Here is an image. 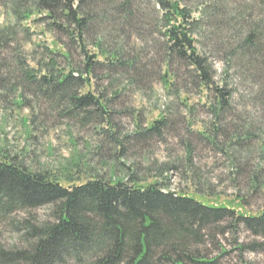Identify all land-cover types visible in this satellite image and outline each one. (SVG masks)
<instances>
[{
  "label": "trees",
  "instance_id": "16d2710c",
  "mask_svg": "<svg viewBox=\"0 0 264 264\" xmlns=\"http://www.w3.org/2000/svg\"><path fill=\"white\" fill-rule=\"evenodd\" d=\"M144 1L0 0V8L14 18V24L0 25V100L10 95L21 105L27 92L47 100L59 117L83 124L91 119L105 122L109 137L119 142L112 131L109 104L96 93L92 78L100 66H106L108 78L113 72L141 74L140 53L128 51L126 43L131 38L141 43L156 33L167 54L161 74L165 87L170 57H176L188 66L199 88L214 90L212 110L219 116L229 106L232 92L212 85V65L196 50L193 34L211 4L218 11V3L225 0H192L199 7L197 17L188 0H152L149 22ZM34 13L38 15L34 22L46 20L54 36H66L69 42L62 53L57 49L60 38L55 37V49L44 47L47 60L32 66L18 42V29ZM260 39L257 30L250 31L230 58L236 53L249 58L262 54ZM74 45L84 54L82 67L59 68L58 52L68 59ZM88 45L94 48L90 54ZM166 124L161 116L135 134L138 139L159 136ZM42 206H50L49 218L36 221L31 212ZM19 213L29 215L17 219ZM240 223L264 237V209L257 215L246 214L230 203H211L172 191L159 181L143 184L133 176L63 185L48 171H32L0 152V224L18 234L22 243L0 244V264H214L218 255L208 259L194 245L205 237L234 231Z\"/></svg>",
  "mask_w": 264,
  "mask_h": 264
},
{
  "label": "rangeland",
  "instance_id": "374dc122",
  "mask_svg": "<svg viewBox=\"0 0 264 264\" xmlns=\"http://www.w3.org/2000/svg\"><path fill=\"white\" fill-rule=\"evenodd\" d=\"M191 1L188 4L193 5ZM144 2L149 22L153 2ZM218 7L213 10L211 4L202 14L193 38L196 50L212 65V85L232 92L229 106L219 116L212 110L214 90L199 88L188 66L176 57H170L169 86L165 87L161 74L167 54L154 33L141 43L135 38L126 43L128 51L140 53L141 74L113 72L108 78L104 77L106 66H100L91 81L109 104L112 131L119 142L109 137L110 126L105 122L91 119L83 124L59 117L47 100L26 92L21 105L10 95L1 97L0 152L32 171H48L63 185L95 177L114 181L133 176L143 184L159 181L172 191L259 214L264 209V50L255 58L240 53L230 57L250 31L257 30L264 45V4L225 0ZM192 8V15L200 16L198 5ZM37 16H29L18 29V42L32 66L47 60L44 47L55 49V37L60 38L57 49L62 53L69 42L66 36H54L46 20L34 22ZM12 23L10 12L0 8V25ZM86 50L90 54L94 48L88 45ZM61 52L59 68L82 67L84 54L77 45L68 59ZM112 89L122 93L115 95ZM161 116L167 123L162 134L138 139L135 131H143ZM49 212L50 206H42L31 216L43 221ZM28 215L19 213L16 218ZM0 244L22 245L18 234L3 224ZM194 246L208 259L218 255L214 264H264V237L242 223L234 231L205 237Z\"/></svg>",
  "mask_w": 264,
  "mask_h": 264
}]
</instances>
